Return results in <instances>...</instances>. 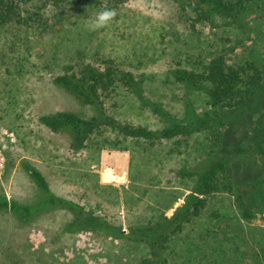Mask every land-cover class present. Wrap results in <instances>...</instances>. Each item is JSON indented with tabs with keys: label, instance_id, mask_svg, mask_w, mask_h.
Wrapping results in <instances>:
<instances>
[{
	"label": "rangeland",
	"instance_id": "obj_1",
	"mask_svg": "<svg viewBox=\"0 0 264 264\" xmlns=\"http://www.w3.org/2000/svg\"><path fill=\"white\" fill-rule=\"evenodd\" d=\"M67 1L58 9L26 2L34 20L0 30V194L36 207L27 216L0 209V264H134L151 253L144 239L71 225L74 211L44 203L24 160L44 174L56 196L127 231L172 215L194 192L192 173L225 156L247 212L229 190L200 195L201 209L158 241L157 253L168 264H253L264 253V83L243 105L212 112L204 94L172 82L169 69L221 53L256 62L264 76V0L253 2L237 23L194 28L173 0H97V8ZM105 8L116 12L111 23L86 29L85 21ZM96 51L143 79L147 102L123 88L105 99L109 113L151 128L198 123L210 114L209 126L172 140L74 150L66 132L50 130L39 116L59 109L88 114L53 77L65 65L92 61L88 55Z\"/></svg>",
	"mask_w": 264,
	"mask_h": 264
},
{
	"label": "trees",
	"instance_id": "obj_2",
	"mask_svg": "<svg viewBox=\"0 0 264 264\" xmlns=\"http://www.w3.org/2000/svg\"><path fill=\"white\" fill-rule=\"evenodd\" d=\"M39 1L44 5H52L55 9L68 2L67 0H0V30L7 25H14L18 29L27 19L34 20L33 16L37 13L34 12L33 7L23 6L26 2L35 5ZM78 1L74 0L76 4ZM86 1L93 8L100 6L97 0L84 2ZM173 1L177 2L180 9L188 12V19L193 28L198 22H208L212 25L218 22L223 25L237 23L242 13L249 10L252 3L256 2V0ZM62 19L63 17H57L58 22ZM88 56L93 60L87 62L81 60L72 65H65L63 71L53 77V83L72 96L81 107L87 108L88 114L82 111L59 109L39 116L40 122L50 130L66 132L70 136V146L74 150L126 146L125 142L129 140L144 143H153L162 139L172 140L181 135H188L196 129L205 128L206 125L209 126L210 114L207 115V119L198 117L200 119L198 123L184 119L182 122L173 121L157 128L114 116L106 110L105 99L112 97L113 94L120 95V90L125 88L135 93L143 103L145 99L143 79H138L131 71L121 67L112 57H103L99 51L92 52ZM169 76L172 82L182 85L185 89L200 90L212 112L219 107L234 108L243 105L264 83L261 68L256 62L245 59L231 60L221 53H216L208 59H199L191 68L178 65L172 67L169 69ZM145 101L147 102L146 99ZM261 126L264 134V116ZM22 164L36 186L44 193L45 204H61L74 211L75 216L71 225L98 228L115 237L140 238L149 242L151 253L142 256L134 264H168L167 259L157 253L158 241L166 240L170 234L180 230L189 214H196L201 209L204 198L200 195H210L226 189L234 195V202L243 212H247L248 208L243 194L241 192L235 194L233 191V179L227 156L211 161L204 170H196L192 173L196 175L194 192L174 210L172 215L163 214L153 224H137L129 227L127 231L71 200L56 196L38 168L28 160H24ZM7 208L25 216L36 209L34 206L17 203L0 194V209ZM253 264H264V253L260 258H255Z\"/></svg>",
	"mask_w": 264,
	"mask_h": 264
},
{
	"label": "clouds",
	"instance_id": "obj_3",
	"mask_svg": "<svg viewBox=\"0 0 264 264\" xmlns=\"http://www.w3.org/2000/svg\"><path fill=\"white\" fill-rule=\"evenodd\" d=\"M115 15V10L105 8L104 10L96 13V15L91 19L86 20L84 23V27L90 31H95L97 29L104 28L111 23Z\"/></svg>",
	"mask_w": 264,
	"mask_h": 264
}]
</instances>
